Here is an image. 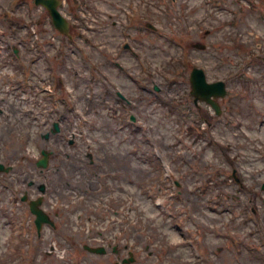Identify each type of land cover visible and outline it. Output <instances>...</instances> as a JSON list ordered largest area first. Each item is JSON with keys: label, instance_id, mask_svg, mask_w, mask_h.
<instances>
[{"label": "rangeland", "instance_id": "1", "mask_svg": "<svg viewBox=\"0 0 264 264\" xmlns=\"http://www.w3.org/2000/svg\"><path fill=\"white\" fill-rule=\"evenodd\" d=\"M131 4L132 20L125 13ZM18 8L13 22H0V69L6 74L15 70L9 65L19 64L18 72L26 71L17 90L0 87V161L14 164L12 172L0 175V264H112L116 257L110 247L98 255L82 246L96 245L88 237L98 232L104 243L109 241L112 225L121 230L117 245L112 244L120 258L129 248L139 264H264V192L259 188L264 182V0H67L62 11L71 16V42L41 20L40 30L30 29V22L24 27L25 16L39 18L32 0H22ZM58 41L65 49L62 57L55 52ZM196 42L205 48H194ZM193 66L202 67L209 81L225 80L220 114L204 102L193 105L188 83ZM28 72L45 78L54 72L69 90L60 92L64 116L47 142L39 135L57 116L50 111L45 128L35 118L50 99L30 90ZM24 92L25 106L40 108L16 107ZM202 121L208 130L192 135L190 128L196 133ZM76 122L83 124L79 131ZM68 138H74L73 146ZM45 142L55 151L53 174L36 170L34 160ZM153 148L173 166L179 199L169 197V181ZM233 170L238 184L230 178ZM99 174L98 184L111 181L106 189L119 191L113 209L132 197L130 221L110 224L102 214H82L98 212L106 198L92 185V176ZM30 181L35 188L27 186ZM40 182L46 194L63 190L51 195L58 201L54 210H60L56 228L44 226L37 236L18 196L24 189L36 193ZM127 185L132 194L124 199ZM86 192H92L88 201H93H73L84 200ZM156 198L163 207L154 205ZM19 223L20 243L14 247ZM182 234L194 239L196 251Z\"/></svg>", "mask_w": 264, "mask_h": 264}, {"label": "water", "instance_id": "2", "mask_svg": "<svg viewBox=\"0 0 264 264\" xmlns=\"http://www.w3.org/2000/svg\"><path fill=\"white\" fill-rule=\"evenodd\" d=\"M43 3L48 7L51 14L53 15L54 23L56 24V26L60 30L65 31L66 23L56 13L54 5L51 2H48V3L43 2ZM221 90L222 89L220 88V91ZM214 91L215 90H213L211 85L206 84L204 82V77L201 71L192 75V93L195 95L196 98L209 100L210 95L216 94ZM1 168H2V165L0 164V169ZM262 188L264 189V184ZM30 206H31L32 211L36 213V216H37L36 223L37 224H40L41 222L48 220L46 215H44L39 209H37V203H31Z\"/></svg>", "mask_w": 264, "mask_h": 264}]
</instances>
